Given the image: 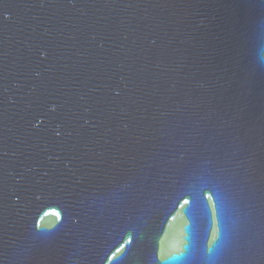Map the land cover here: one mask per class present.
Returning <instances> with one entry per match:
<instances>
[{
    "label": "water",
    "instance_id": "water-1",
    "mask_svg": "<svg viewBox=\"0 0 264 264\" xmlns=\"http://www.w3.org/2000/svg\"><path fill=\"white\" fill-rule=\"evenodd\" d=\"M165 261L264 264V0H0V264Z\"/></svg>",
    "mask_w": 264,
    "mask_h": 264
},
{
    "label": "snow or ice",
    "instance_id": "snow-or-ice-1",
    "mask_svg": "<svg viewBox=\"0 0 264 264\" xmlns=\"http://www.w3.org/2000/svg\"><path fill=\"white\" fill-rule=\"evenodd\" d=\"M57 215H59V213H57ZM129 244H131V240H129ZM215 247V245L213 246ZM213 249H209V251L211 252ZM178 257H172V259H177ZM165 264H167V261H165Z\"/></svg>",
    "mask_w": 264,
    "mask_h": 264
}]
</instances>
